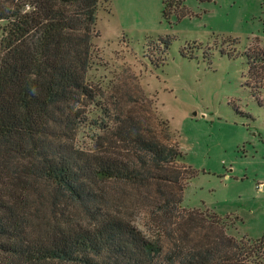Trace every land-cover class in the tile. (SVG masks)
<instances>
[{
	"label": "trees",
	"instance_id": "obj_1",
	"mask_svg": "<svg viewBox=\"0 0 264 264\" xmlns=\"http://www.w3.org/2000/svg\"><path fill=\"white\" fill-rule=\"evenodd\" d=\"M174 4L181 2L163 1L164 17ZM99 5L0 0V264H264V237L237 240L215 214L182 208L193 173L178 144L119 118L114 142L132 148L133 159L71 140L83 124L102 133L95 145L114 129L87 122L81 109L95 101L86 75ZM247 58L256 86L264 85V50ZM110 184L156 188L155 236L112 210L102 188ZM72 207L80 215L65 217Z\"/></svg>",
	"mask_w": 264,
	"mask_h": 264
},
{
	"label": "rangeland",
	"instance_id": "obj_2",
	"mask_svg": "<svg viewBox=\"0 0 264 264\" xmlns=\"http://www.w3.org/2000/svg\"><path fill=\"white\" fill-rule=\"evenodd\" d=\"M163 1L100 0L86 75L95 101L81 109L87 122L114 129L95 145L93 136L102 133L83 124L71 140L84 151L133 159L132 148L114 142L119 118L178 144L193 173L182 208L215 214L228 236L256 241L264 237V85L250 76L247 56L264 50V0H180L168 17ZM102 188L113 211L147 237L158 233L154 186ZM66 210L65 217L80 215Z\"/></svg>",
	"mask_w": 264,
	"mask_h": 264
}]
</instances>
